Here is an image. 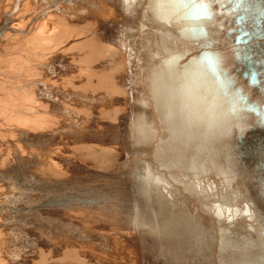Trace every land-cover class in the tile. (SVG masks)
Wrapping results in <instances>:
<instances>
[{
    "label": "bare ground",
    "instance_id": "6f19581e",
    "mask_svg": "<svg viewBox=\"0 0 264 264\" xmlns=\"http://www.w3.org/2000/svg\"><path fill=\"white\" fill-rule=\"evenodd\" d=\"M212 17L0 0V264H264V131Z\"/></svg>",
    "mask_w": 264,
    "mask_h": 264
},
{
    "label": "water",
    "instance_id": "95a60500",
    "mask_svg": "<svg viewBox=\"0 0 264 264\" xmlns=\"http://www.w3.org/2000/svg\"><path fill=\"white\" fill-rule=\"evenodd\" d=\"M241 7V9H237L233 5L226 6L223 3L212 6L213 16L218 18H215L218 32L215 36L216 39L214 38L216 42H214L216 49L221 54V63L218 62L219 59L214 54L216 52L209 49L207 52L212 53L215 63L212 62L209 68L219 83L222 79L227 80L229 84L227 86L230 90L234 84V80L229 82L228 79L229 75H233L230 70L238 71L244 81V84L239 83L241 86H235V97L232 100L233 106H237L232 112L233 118L243 116L241 125H238L237 122L232 125L236 131L249 128L252 130L258 128V130L264 131V123H261V121H264V74L257 72L253 76H246L244 75V69L234 59L237 54L235 50L239 49L240 55L246 54L249 57L248 62L255 64L257 69L260 68V60H264V0H244ZM214 17L212 18L214 19ZM241 17H244V20ZM202 19L206 20L208 18ZM245 25H248L245 29L250 33L248 36H245L243 31H239ZM206 26V24L202 25L201 31L204 30V35L207 36L206 28L208 26ZM226 35L229 37L227 38ZM241 37H244V43H241ZM222 63H226L227 67L223 68ZM258 93L259 96H253Z\"/></svg>",
    "mask_w": 264,
    "mask_h": 264
},
{
    "label": "snow or ice",
    "instance_id": "6c2138e0",
    "mask_svg": "<svg viewBox=\"0 0 264 264\" xmlns=\"http://www.w3.org/2000/svg\"><path fill=\"white\" fill-rule=\"evenodd\" d=\"M140 0H137V3H139ZM244 0H150V3L153 4H160V5H167L174 9L178 8H187L189 6H192L194 8H197L200 10V17L201 18H211L214 13L212 12V6L214 4L219 5L221 3L227 5H233L237 9H241V5L243 4ZM161 15H164L163 8L158 10ZM170 19V16L168 17ZM242 20H244V17H241ZM248 27V25H245L239 31H243L245 33V36L250 35L245 29ZM202 35H204L202 33ZM241 43L245 42L244 37L240 38ZM236 55L234 57L237 64H239L244 69V75L246 76H253L255 73L259 72L261 74H264V60H260V68L257 69L255 64H250L248 62L249 57L245 55H240V50L237 49ZM219 62V61H218ZM235 66V65H234ZM229 82L232 81L233 77L229 75L228 77ZM261 123H264V121H261ZM247 207V206H246Z\"/></svg>",
    "mask_w": 264,
    "mask_h": 264
}]
</instances>
